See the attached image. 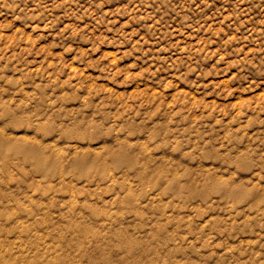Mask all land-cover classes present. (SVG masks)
Returning <instances> with one entry per match:
<instances>
[{"label": "rangeland", "instance_id": "374dc122", "mask_svg": "<svg viewBox=\"0 0 264 264\" xmlns=\"http://www.w3.org/2000/svg\"><path fill=\"white\" fill-rule=\"evenodd\" d=\"M72 220L112 264H264V0H0V238Z\"/></svg>", "mask_w": 264, "mask_h": 264}, {"label": "bare ground", "instance_id": "6f19581e", "mask_svg": "<svg viewBox=\"0 0 264 264\" xmlns=\"http://www.w3.org/2000/svg\"><path fill=\"white\" fill-rule=\"evenodd\" d=\"M70 236L59 235L57 238L51 234L37 233L33 225L31 229L24 231L9 230L0 238V263L1 264H75L81 259L86 260L89 264L94 263V258L102 257V264H112L105 256L103 240L97 237V232L88 227L84 221L72 220L69 222ZM104 232L109 234L110 243L123 242V236L117 232L110 224L101 225ZM38 228H46L47 232L54 230L53 224L42 221L38 223ZM33 232V233H32ZM50 232V231H49ZM25 234L26 236H22ZM34 234V235H33ZM103 236L102 234H100ZM99 235V236H100ZM43 240L41 243L38 240ZM108 246L111 244L107 243ZM124 249L129 252L132 246L125 245ZM58 251H64L62 254L54 255ZM29 256V257H28ZM28 258V259H27Z\"/></svg>", "mask_w": 264, "mask_h": 264}]
</instances>
